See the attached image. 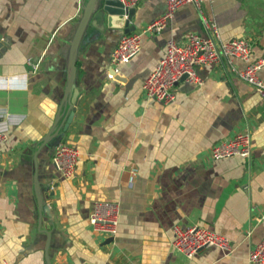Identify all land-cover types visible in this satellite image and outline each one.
Masks as SVG:
<instances>
[{
  "label": "crops",
  "instance_id": "obj_1",
  "mask_svg": "<svg viewBox=\"0 0 264 264\" xmlns=\"http://www.w3.org/2000/svg\"><path fill=\"white\" fill-rule=\"evenodd\" d=\"M88 2L0 0V114L8 115L0 121L8 127L0 148V264H48L47 255L51 264H249L264 238V98L227 61L200 68L202 86L182 81L168 105L142 88L168 41L210 35L195 6L181 7L161 34L145 35L141 53L118 68L113 54L125 33L106 21L89 25L74 119L61 142L79 151L75 175L60 178L56 147L40 148L65 96L70 45ZM166 8V0H143L131 25L141 32ZM204 14L222 42L248 39L253 60L264 59V0H205ZM239 133L252 137L251 158L212 160L211 149ZM99 202L120 208L108 245L90 224ZM175 225L226 236L233 252L208 248L190 260L172 248Z\"/></svg>",
  "mask_w": 264,
  "mask_h": 264
},
{
  "label": "built area",
  "instance_id": "obj_2",
  "mask_svg": "<svg viewBox=\"0 0 264 264\" xmlns=\"http://www.w3.org/2000/svg\"><path fill=\"white\" fill-rule=\"evenodd\" d=\"M141 1L143 0H120L127 9L135 8ZM166 3V12L162 17L147 25L141 32L125 34L121 37L113 54V65L116 68L130 62L141 53L142 38L145 35L161 34L181 7L193 5L200 12L210 35L202 37L196 33H188L184 43L168 41L163 57L143 83L142 88L146 96L164 105L171 104L176 100V87L182 81L202 86L204 81L198 70L204 66H217L227 61L237 78L264 98V80L261 77L264 59L253 60V44L250 40L233 39L226 43L222 42L217 23L209 20L204 14L205 0H166ZM236 61L241 62L243 68L236 67ZM7 116L1 113L0 121ZM7 138L8 127L0 125V148ZM252 147L251 135L239 133L215 145L210 155L214 161L232 158L249 159L252 155ZM79 157V151L75 147L62 143L56 147L53 165L60 178L70 179L75 175ZM119 217L120 208L117 204L99 202L90 216V224L93 230L105 239L115 238L118 234ZM173 233L172 248L190 260L200 251L208 248H217L227 256L233 252L232 241L228 237L204 227L175 225ZM248 262L264 264V238L252 250Z\"/></svg>",
  "mask_w": 264,
  "mask_h": 264
},
{
  "label": "water",
  "instance_id": "obj_3",
  "mask_svg": "<svg viewBox=\"0 0 264 264\" xmlns=\"http://www.w3.org/2000/svg\"><path fill=\"white\" fill-rule=\"evenodd\" d=\"M136 13V9H127L123 6L120 0H89L86 5L83 16L80 19L76 31L74 33L70 50H69V77L67 81V88L65 92V96L62 100V104L60 106V110L55 119V123L50 129L47 136L44 138L40 148L43 149L45 147L50 146H59L63 140V134L66 133L69 129L70 124L74 119V112L72 108L76 102L78 97L76 82H77V58L80 49L81 42L85 35V32L89 25L97 26L99 21H106L107 27L112 30H121L125 34H131L137 31L136 26H132L131 23L134 19ZM114 75V73H113ZM186 77L184 78V80ZM68 111L69 115L66 120V124L63 127H59V123L63 116V111ZM53 138H57L54 144H51ZM37 180V179H36ZM38 207L40 212L46 210V206L44 205L43 196L41 193L40 186L38 182L35 187ZM113 242V238H110L106 241V245ZM49 246L47 248L48 254ZM47 263L51 264L49 255L46 256Z\"/></svg>",
  "mask_w": 264,
  "mask_h": 264
}]
</instances>
